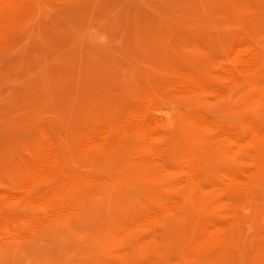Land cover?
<instances>
[{
	"label": "rangeland",
	"instance_id": "obj_1",
	"mask_svg": "<svg viewBox=\"0 0 264 264\" xmlns=\"http://www.w3.org/2000/svg\"><path fill=\"white\" fill-rule=\"evenodd\" d=\"M44 7L0 37V215L22 232L8 234L11 223L2 218L0 264H174L178 257L183 264H264L263 192L248 203L252 224L240 241L220 239L222 232L204 223L163 259L129 206L109 204L106 193L89 200L82 218L60 216L34 231L20 221V186L34 173L38 151L58 150L63 164L81 172L94 165L127 175L130 153L143 154L137 144L124 146L118 163L91 158L87 134L127 115L157 80L171 82L189 66L222 68L219 58L235 52L232 39L242 29L264 47V0H47ZM206 99L222 116L242 113L264 105V87L247 80Z\"/></svg>",
	"mask_w": 264,
	"mask_h": 264
},
{
	"label": "bare ground",
	"instance_id": "obj_2",
	"mask_svg": "<svg viewBox=\"0 0 264 264\" xmlns=\"http://www.w3.org/2000/svg\"><path fill=\"white\" fill-rule=\"evenodd\" d=\"M45 1L0 0V37H10L18 20L40 13ZM256 39L249 30L242 29L232 39L230 49L235 52L219 58L222 68L214 64L189 66L171 82L153 80L156 83L150 84L144 99L127 115L87 134L88 148L84 153L91 158L118 163L124 146L137 144L143 154L130 153L127 175L103 174L94 165L81 172L63 164L65 154L61 156L58 150L51 154L48 149L38 151L31 164L34 173L26 176L20 186L25 193H21L24 207L20 221L34 231L41 225L47 228V222L60 216L82 218L87 215L90 199H105L107 194L109 204L129 206L157 246L161 259L169 257L176 246L185 245V234L201 232L204 223L211 224L210 230L213 227L222 232L217 236L220 239L240 241L250 224L248 203L264 193V105L222 116L210 109L206 97L227 96L247 80L264 87V47ZM53 137L50 138L55 142ZM50 161L55 171L47 174ZM140 187L146 192L137 193ZM154 191L162 193L160 199H156ZM2 218L11 223L4 229L8 234L22 233L16 220L8 222L11 218L7 214L0 215V223ZM174 264L183 262L178 257Z\"/></svg>",
	"mask_w": 264,
	"mask_h": 264
}]
</instances>
